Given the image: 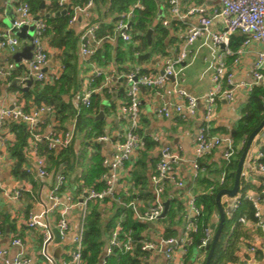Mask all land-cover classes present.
Segmentation results:
<instances>
[{
  "label": "built area",
  "instance_id": "2783aa9c",
  "mask_svg": "<svg viewBox=\"0 0 264 264\" xmlns=\"http://www.w3.org/2000/svg\"><path fill=\"white\" fill-rule=\"evenodd\" d=\"M15 18L12 23L13 28H20L22 25H33V32L30 39H21L10 33L0 31V49H5L12 57L22 45L32 44L30 59H22L20 62L8 60L0 65V77H8L12 71L21 66L24 74L22 82L31 78L33 81L42 85L53 83L58 78V73H47L45 68L49 62V53L44 42L47 31L45 17L34 19L29 0H12ZM206 4L189 5L186 9H181L179 0H167L169 12L178 20L190 16L196 17V22L191 24L184 33V41L174 56H166L162 61L161 72H143L139 64H135L130 70L120 74L126 83V100L120 104L119 110L127 119L126 128L122 136L117 139L114 145V152L110 156L102 158L104 172L99 181L101 188L81 185L77 191L70 190L67 185L66 176L59 172L56 179L46 194V197L35 198L39 206V212L30 211L26 224L29 227H40L43 233V247L41 254L44 257V264H84L83 260V235L88 214V205L96 202L100 207L110 204L111 207H119L117 219L109 228L102 255L98 264H107L106 258L115 251L121 254H133L136 250L144 256L148 251L162 253L166 264H181L180 253H186L193 246L194 234L199 228V216L201 207L197 205L196 196L187 192L184 208L180 211L183 220L182 232L179 235H166L162 231L156 238H150L146 231L151 225H155L162 217L164 209V194L166 185L185 189V181L180 175L178 166L186 162L180 153L164 146L160 148L158 160L154 168L149 173L152 198L144 204L138 198L133 197V190L129 185L124 184V173L122 168L129 162L141 145L140 113H141V87L150 88L155 91L163 88L172 79L173 92L177 102L171 107L165 105L156 107L154 110L159 115L169 117L173 112L178 115L194 116L197 113V104L201 100L204 104L202 112V123L197 129L195 143L193 147V159L188 161L191 168V181L198 179L200 174L205 171L206 166L201 164V159L213 152L218 146H223L221 154L220 173L216 184L224 185L226 182L227 171L225 166L230 163L235 155L236 146L234 139L230 136H219L211 134V122L214 117L216 104L219 99L233 100L237 90H244L249 95L254 87L264 85V0H207ZM44 4H50L51 0H43ZM58 11L65 10L69 15L67 25L71 26L77 20L84 21V28L78 35V53L81 57H92L97 49V43L102 39H107L109 35L99 38L97 32L100 29V22L95 20L96 2L95 0H81L72 3L70 0H57ZM144 9V5L139 1L130 4L125 11L111 13L110 20L113 21V34L124 43L132 41V23L136 13ZM50 14H47L49 16ZM169 22L163 20L166 26ZM218 27L214 28V25ZM240 35L243 40L240 46L234 51L230 48L231 37ZM197 40L201 41V46L207 48V55L204 60L207 62L206 70L211 71V86L201 96H193L183 90L180 86L184 79V62L191 57L190 45ZM251 43H260L261 49L257 51L252 66V80L248 83L233 82L234 72L227 64L229 57L233 58L234 64L238 62V55L242 48ZM134 56L138 52L134 51ZM64 69V65L61 66ZM115 70H113L114 72ZM118 73L108 75L100 68H93L87 77L86 89L81 93L80 105L89 108L91 105L92 88L95 81L103 78L102 86H106L109 81L116 79ZM54 112L51 105L40 104L31 110H25L20 104H13L11 107H0V121H12L26 125L29 133V142L26 149L33 155V163L25 166L28 173L38 177H47L49 170L44 149L48 151L63 150L69 147L74 137V126L76 116L69 129L61 131L49 130L48 132H38L37 121L43 114L49 115ZM78 113H76L77 115ZM108 137L99 135L98 140H105ZM260 145L250 158L254 168L260 174L259 194L242 190L241 186L237 193L229 197L224 195L227 201V215L232 216L243 206L245 201L252 207V217L247 212L239 213L231 223L229 234L237 224H247L250 222L256 228L264 232V210L261 207V199L264 197V129L263 135L258 134ZM258 142V143H259ZM122 170V174H121ZM123 186V187H122ZM213 186V185H212ZM212 186L210 189H212ZM0 181V190H1ZM131 189V190H130ZM26 189L22 186L13 189L10 197L18 199ZM263 195V196H262ZM169 201V200H168ZM225 202V200H224ZM221 200V203H224ZM101 203V205H100ZM78 209V219L76 226L72 229L71 214ZM169 210V207H168ZM101 212V209H100ZM168 212V211H167ZM103 211L101 212V214ZM56 214L55 219L52 218ZM167 214V213H166ZM130 217L133 220L146 224L147 227L138 234L132 227H126L125 222ZM51 220H55L54 227L58 230L60 239L70 237V250L65 257L55 259L47 252V244L53 240V225ZM214 223L206 226L202 232L196 246L198 254H202L204 263L208 245L215 232ZM213 225V226H212ZM4 230L0 225V239ZM10 245L18 248L13 257L8 256V248L3 247L0 241V264H33L25 256V244L19 237L10 238ZM264 250V242L262 243ZM251 252L256 251L255 246L249 248Z\"/></svg>",
  "mask_w": 264,
  "mask_h": 264
},
{
  "label": "crops",
  "instance_id": "0c3cea01",
  "mask_svg": "<svg viewBox=\"0 0 264 264\" xmlns=\"http://www.w3.org/2000/svg\"><path fill=\"white\" fill-rule=\"evenodd\" d=\"M70 1L72 3L80 2V0ZM149 2H152V5L154 6V14L149 19V24L151 25L149 29H151L152 26H161L165 28L167 34L165 36L163 34L158 38V40H162L160 42L162 44V54L154 53L150 58L145 57L147 58L146 61L139 65H141L142 69L146 72L152 71L159 73L162 70L163 58L177 54L183 44L186 29L189 25L196 22V17L190 16L178 20L169 12L167 0H149ZM179 3L183 10L189 5L209 4L207 0H179ZM159 4H162L165 15L156 22L154 16L159 9ZM48 5L49 4L45 3L43 7L39 8L36 14L32 12L34 17L38 15L46 17L47 14H50V11L46 8ZM118 6L119 2L114 0H99L98 5L96 4L95 20L99 21L101 25L97 32V36L101 38L108 34L109 37L107 39H102L97 43L96 52L92 57H81L78 53L77 42L76 55L79 84L75 91L70 89V92L67 95H63V99L70 101L76 110L74 115L69 117L64 124L59 125L54 110V112L49 115L43 114L39 121H37L36 131L46 133L49 130L61 131L71 128L73 119L76 116L74 137L70 145L73 149V155H70L68 160L61 161L58 164L55 163L60 160V153L63 150H56L51 152L52 154L50 153L54 160L48 159V156L44 153L49 175L43 178L28 173L25 166L33 163V155L28 149H26L29 142L28 136L26 145L22 149L24 161L21 163L20 168L16 169L17 158L11 155L10 147L17 139L18 130L11 128L12 121H0V181L2 185L0 190V225L5 226V231L0 241L3 247L8 248L9 257H13L18 251L17 247L10 245V238L19 237L25 244V256L30 259L33 264L45 263L44 257L41 254V249L43 247L42 229L40 227H29L26 224L29 212L33 211L38 213L40 210L39 206L36 204L35 198L44 199L46 197L47 192L53 185L59 172L66 176L67 185L70 190L77 191L81 185L90 186L85 178L87 177L89 170L92 168L94 154L98 152L102 158L110 156L115 150V142L122 136L126 128L127 119L119 110L120 104L126 100V83L119 75L130 70L135 64H138V62L137 57L134 56V52L129 48L131 43L122 42L120 39L116 38L112 32L113 21H109V19L112 15L111 13L120 12L117 10ZM8 14H13V18H15L13 1L0 0V31L6 32L9 30L7 25ZM163 20H167L169 23L164 26L162 24ZM67 27L72 29L78 38V35L84 28V21L82 19L77 20L73 25ZM216 27H218L217 24L214 25V28ZM44 42L49 53V62L45 70L47 73L57 72L59 77L63 72V69H61V66L63 65L61 49L52 46L50 44V38L47 35L44 38ZM132 45L134 47L137 46L138 43L133 42ZM23 46L24 45H22L19 50H21ZM190 49L191 57L184 62L185 76L183 81H181L180 86L190 95L201 97L211 86V71L206 70L207 62L204 60L207 55V48L201 46V41L197 40L190 45ZM260 49V43H251L242 48V52L238 55L237 64H234L232 57L227 59L228 66L234 72L233 82L248 83L252 80L251 71L253 61L257 51ZM8 60L14 61L5 49H0V65L5 64ZM94 67L106 71L108 75L118 73V77L109 81L106 86H102V78L92 87L94 89L93 94L97 95L99 104L95 112L87 114V118L91 116L94 121H98V125L96 126L98 134L94 139L88 140L91 143L82 144V139L78 137L80 132L76 131L79 124V114L82 110H85L84 107L80 105V96L86 89L87 77ZM113 70L115 71L113 72ZM24 72V68L19 65L12 71L10 76L0 77V107H11L13 104H20L28 111L38 106V104L31 100L27 103L23 100L22 90H20L19 87L25 86L26 82L19 80L16 86L12 84L15 79H21ZM36 84L38 83L33 81L28 90L33 89ZM112 94H115L113 103L111 105L105 104L106 96ZM140 96L141 113L139 133L141 135V145L138 151L133 155L132 159L122 168L125 176L123 181L124 184L129 185L133 190V197L141 200L143 205L147 204L152 198L149 173L158 160L160 148L169 146L170 148L177 150L186 160V162H183L178 166L180 175L185 181V189L181 190L172 186L170 183L166 185L164 197L166 200H169V212L172 215L170 223H168L165 232L162 227L156 223L155 225L148 227L149 229L146 231V234L153 239L156 238L161 231L166 235H179L182 232L183 227V220L180 216V211L184 208L187 192L189 191L197 197V195L209 191V186L217 185L216 180L221 169L220 165L223 146L214 148L210 155H207L200 160L201 164L206 166V169L199 177L205 179L206 182H199L200 178L191 181V168H189L188 161L193 159L195 137L197 129L202 123V112L204 109L203 102L201 100L198 102L197 113L194 116H182L173 112L171 116L165 117L156 113L154 110L156 107H161L163 105L171 107L177 102L173 92L172 79H170L166 85L158 91L141 87ZM248 96L249 95L244 93V90H237L233 100L229 101L221 98L217 101L214 117L211 122V134L230 136L233 138L237 121L242 116L243 107ZM27 106L28 109L25 108ZM76 113L78 114L76 115ZM94 125L93 122L90 123L87 119V125L82 130L84 133L83 136L92 131L91 128ZM99 135H105L108 138L105 140H98L97 137ZM256 140H258V135L254 138L251 148L248 150L240 178V180H244V190L250 191L255 195L259 194L260 174L254 168L250 158L260 145V142L255 143ZM93 144L98 147L95 148ZM239 146L240 144L238 143L236 147ZM137 173L140 175L144 174V177L136 179ZM100 177L101 175L95 178L93 184H96V182L101 183L99 181ZM19 186L26 189V191L22 193V196L18 199L10 197L13 189L18 188ZM240 186H242L241 183ZM223 196L221 197V200L223 202L225 200L223 206L226 210L227 201ZM261 207L262 210H264V197L261 199ZM100 209L101 212L103 211L101 214L103 220L108 221L113 218L115 206L111 207L110 204H106L100 207ZM4 215L8 217L7 222L4 221ZM55 217L56 214L52 216L54 219ZM216 218H218L219 221V213H214L213 221ZM77 219L78 209L74 210L71 214L70 220L72 229L75 228ZM114 219L116 220L117 218H113L112 220ZM213 223L214 222H212V224ZM51 224L54 229L55 220H51ZM239 226L238 239L231 242L232 238L226 236L223 240L221 248H227V246H230L227 249V254L223 256L221 264H264V250L261 247L264 242L263 230L256 228L250 222ZM53 234V240L47 244V252L53 255L55 259L65 257L71 248L69 235L62 240L59 238V241L56 242L54 231ZM252 245L256 247L255 252L249 250ZM57 246H60V251L58 256L55 257L54 249ZM190 251L191 250H188L186 253H180L179 257L181 259V264H186L185 262ZM196 260L197 263L194 261L192 264H201L200 262L203 260L202 254L200 255L199 253L196 256ZM139 261L140 264H166L162 253L154 251H148L144 256L140 255Z\"/></svg>",
  "mask_w": 264,
  "mask_h": 264
},
{
  "label": "trees",
  "instance_id": "16d2710c",
  "mask_svg": "<svg viewBox=\"0 0 264 264\" xmlns=\"http://www.w3.org/2000/svg\"><path fill=\"white\" fill-rule=\"evenodd\" d=\"M95 1L98 5L99 0ZM114 1L119 2L117 10L124 11L127 10L130 4L137 0ZM29 2L31 6V11L36 14L40 8L41 0H29ZM140 2L144 5V9L139 10L136 13L135 19L132 23V37L134 36V38H140L143 42V45L141 49L138 48L139 46L134 47L133 50V47H129L132 52H138V64L144 62L147 59L145 57H147L146 55L148 54V52H144V49L148 50L151 47V44L147 42L144 33L151 26L149 25V19L154 14V6L152 5V2H149V0H140ZM46 8L50 11V15L45 17L48 26L46 35L49 36L50 44L52 46L61 49L64 69L62 74L52 84L41 85L37 82L38 84L34 85L33 89L23 90L22 94L23 100H25L26 103L31 100L38 105L42 103L51 105L55 110V116L58 120L59 125H62L67 121L69 117L73 116L76 111L70 101H66L63 99V95H67L70 92V89H73L75 91L79 84L76 55L77 35L72 29L67 27L69 15L67 13L56 14L59 9L57 0H51L50 4L46 6ZM160 30H162L164 36L167 34L165 28L160 26ZM137 31H139L138 34H136ZM242 40L243 36L240 35L231 37L230 48L235 51L239 47ZM161 41L162 40L160 39L159 42ZM142 71L146 72L144 69H142ZM100 80L101 78L97 79L93 85H96ZM91 99L92 100L90 107L84 108L85 110H82L79 114V124L76 130L77 132H81L86 127L87 119L90 123L93 122V124H95L91 128V133L96 130L98 121H94L91 116L87 118V114H92L96 111V108L99 104V100L97 95L94 94L91 95ZM25 108L28 109V106ZM263 118L264 86L259 85L254 87L253 91L249 94L247 101L243 107L242 116L237 121L236 128L233 133V139L235 146L238 143L240 144V146L236 147L235 155L231 159L230 163L225 166V169L227 171L225 184H217L216 186L213 185L212 189L207 192L201 193L196 197L197 205L201 207V215L199 216L198 231L194 234V246L199 243V239L203 235L202 230L206 226H210L213 222L214 213H218V208L215 202L216 193L222 188L232 187L234 182L235 170L237 167V161L245 144V140L247 139V136L251 133V131H253L260 124ZM11 128L18 130L17 139L15 143L10 147V153L12 156H15L17 158L16 169H19L21 163L24 161L22 149L26 145L29 133L27 131L26 125L23 123L13 122L11 123ZM87 136L89 137V139L91 138L90 132H88ZM93 145L95 146V148L98 147L95 144ZM51 152L53 151H48L45 149L43 151V153L48 156V159H53V156L50 155ZM70 155H73V149L71 146L63 149V151L60 153V160L55 163L58 164L61 161L68 160ZM101 160L102 157L98 152L94 154L92 168L91 170H89L88 175L85 178L88 182V185L98 189L102 187V184L97 182L96 184H93V182L95 178L99 177L104 171V168L101 165ZM262 161L264 162V158L262 159ZM142 177H144V174L140 175L137 173L136 179H140ZM241 180V188L242 190H244V180ZM199 182L205 183L206 181L205 179L200 178ZM221 204L224 209V221L220 231L219 239L214 247L209 264H221V262L223 261V256L227 254V249L230 245L227 246V248H221L220 242V237L222 236L226 228L227 222L229 223V226L227 227L226 234L229 238H232L231 242L238 239L239 236L238 230L240 227L239 225L241 224H237L232 230L231 234L228 233L230 225L234 220L233 216L228 217V215L226 214L225 207L223 206L224 204ZM119 210V207H115L113 218H117ZM239 211L240 213L247 212L250 217H252V207L250 206V203L248 201L244 202L243 206L239 209ZM4 218V221L7 222L8 217L4 215ZM113 218L109 219L108 221L103 220L101 217L99 204L96 202L89 203L86 225L83 235L84 248L82 255L84 264H98L105 245L106 234L108 233L109 228L113 225V221L115 220H112ZM124 224L126 227H132L137 234L147 227L146 224L137 222L130 217L127 218ZM217 226L218 222L215 224V229L217 228ZM1 227L5 231V226L2 225ZM139 256L140 254L138 250H136L133 254H121L118 251H115V253L107 257L106 260L107 264H140Z\"/></svg>",
  "mask_w": 264,
  "mask_h": 264
},
{
  "label": "water",
  "instance_id": "95a60500",
  "mask_svg": "<svg viewBox=\"0 0 264 264\" xmlns=\"http://www.w3.org/2000/svg\"><path fill=\"white\" fill-rule=\"evenodd\" d=\"M43 5H44V2L41 1L40 7H43ZM60 13H65V10L57 11L56 14H60ZM39 17H40L39 15L35 16L34 19H38ZM13 19H14L13 14L12 15L8 14V24L7 25L10 29V33L16 35L17 37H19L21 39H26V38L30 39L32 32H33V25H22L19 29L13 28L12 27ZM151 32H152V30L148 29L146 34H145V37H146L148 43H150V40H151ZM32 48H33L32 44L24 45L21 50L12 54L13 60L15 62H20L22 59H30ZM18 82H19V79H15L12 84L14 86H16ZM32 82H33V80L31 78L27 79L26 85L23 87H19V89L22 91L28 90V88ZM263 129H264V118L262 119L260 124L253 131H251V133L247 136V139L245 140V144L242 148L241 154H240L238 161H237V167L235 170L234 182H233L232 187L222 188L215 195V202H216V205L218 208V213H219V221H218V226L215 229V232H214V235H213L211 242L208 245H206V247H205L207 249V255H206L204 264H209V262H210L214 247H215V245L219 239L220 231H221V228L223 225L224 209H223L222 204H221V197L223 195H227L229 197H232L237 193L239 186H240V178H241L242 168H243L244 161H245V158L247 156L248 150L251 148V145L253 143L254 138L258 134L263 135ZM258 142H259L258 140L255 141V143H258ZM168 207H169V201L166 200V201H164V209H163V212L161 214L162 218L166 215V213L168 211ZM53 231L56 235V242H58L59 238H60L58 230L56 228H54ZM59 251H60V246H57L54 249V256L55 257L58 256Z\"/></svg>",
  "mask_w": 264,
  "mask_h": 264
},
{
  "label": "rangeland",
  "instance_id": "374dc122",
  "mask_svg": "<svg viewBox=\"0 0 264 264\" xmlns=\"http://www.w3.org/2000/svg\"><path fill=\"white\" fill-rule=\"evenodd\" d=\"M158 8L159 9H158V11L156 12V14L154 16V19H155L156 22L159 21L160 18H162L165 15V12L163 10L162 4H159L158 5ZM151 30H152V32H151V43H150L151 44V47L148 50H145L144 49V52H148V54L146 55L147 58L152 57V55L154 53H156V54L161 53L162 54V44L158 40V38L163 35L162 30H160V27H158V26L157 27L156 26L155 27L152 26L151 27ZM131 32H132V30H131ZM138 33H139V31H137L136 34H138ZM144 34H146V32ZM132 41L137 42L138 43L137 46H139L138 48L141 49V47L143 45V42H142V40L140 38H134V36H133ZM130 45H131V47H133L132 43ZM134 47H136V46H134ZM134 47L132 48V50L134 49ZM114 97H115V94L107 95L106 96V99H105V104L111 105L113 103ZM81 132L79 134L77 133L78 134V137L82 139L81 140V143L82 144L91 143V142L88 141L89 140V137L87 135L83 136L84 133L83 132L81 133ZM97 134H98V131H94L92 133L90 131V135H91L90 140L91 139H94ZM226 206H227V204H226ZM239 213H240V211L238 210V212H236V213H234L232 215L233 216V220L236 219V217H237V215ZM171 217H172V215L170 214V212H167V214L157 222V225H159L160 227H162V229L164 230V232L167 230L168 223H170ZM228 226H229V223L227 222L226 228H225L222 236L220 237L221 246L223 244L224 238L227 236L226 230H227V227ZM190 250L191 251L188 254V257H187L185 263L186 264H192L194 261L197 263L196 256L198 255V252H199L198 249L196 248V246L193 245V246H191Z\"/></svg>",
  "mask_w": 264,
  "mask_h": 264
}]
</instances>
